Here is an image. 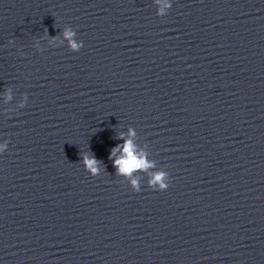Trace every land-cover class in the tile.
I'll return each mask as SVG.
<instances>
[{"label":"water","instance_id":"water-1","mask_svg":"<svg viewBox=\"0 0 264 264\" xmlns=\"http://www.w3.org/2000/svg\"><path fill=\"white\" fill-rule=\"evenodd\" d=\"M163 2L0 0V264H264V0Z\"/></svg>","mask_w":264,"mask_h":264},{"label":"clouds","instance_id":"clouds-1","mask_svg":"<svg viewBox=\"0 0 264 264\" xmlns=\"http://www.w3.org/2000/svg\"><path fill=\"white\" fill-rule=\"evenodd\" d=\"M156 3L160 4L161 0H156ZM171 7V3L164 0L163 6L159 8L157 15L161 17L165 16V9H171ZM62 34L64 39L68 40L72 52H79L80 49L84 47L83 41H75L73 39L77 33L71 26H67ZM9 43H12V41H9ZM53 46H55L54 42ZM37 50L43 51V49L39 48H37ZM25 99H27V94H25ZM21 107H26V104H22ZM129 133L132 136L135 135L132 129L129 130ZM117 138L123 140L124 143L122 145L117 144L109 155V159L115 157V159H113V166L116 169L117 175L131 177L140 171L147 173L155 167V165L146 158V154L143 151H138L137 145L134 144L132 139H125L122 134ZM6 150L7 141L4 144H0V153H4ZM117 152L120 153L119 156L116 155ZM83 162L85 168L92 176H98L100 161H98L95 156H84ZM130 186L136 192L141 191L138 179H131ZM148 186L156 191H166L170 186L169 174L166 171H156L150 176Z\"/></svg>","mask_w":264,"mask_h":264}]
</instances>
